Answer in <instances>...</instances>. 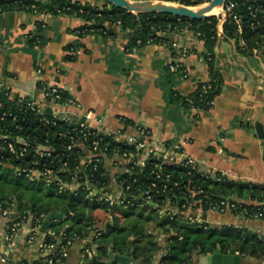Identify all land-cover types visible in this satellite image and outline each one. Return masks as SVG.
<instances>
[{
  "label": "crops",
  "instance_id": "obj_1",
  "mask_svg": "<svg viewBox=\"0 0 264 264\" xmlns=\"http://www.w3.org/2000/svg\"><path fill=\"white\" fill-rule=\"evenodd\" d=\"M80 1L95 6L105 2ZM83 24V19L73 14L1 12L0 88L8 90L10 99L27 96L41 102V86L58 87L101 118L109 133L120 129L124 133H133L135 126H142L150 133L149 140L154 146L164 150L178 145L195 159L202 172L220 171L233 180L264 183V140L256 137L252 129L234 124L237 121L264 124V54L242 56L236 52L233 40L219 37L214 53L222 76V91L214 99L211 109L184 110L167 105L165 66L176 62L185 69V76L181 73L173 75L172 88L182 95L194 91L197 81L209 80L203 41L192 31L162 33L161 37H167L164 42L127 47V31L121 30L119 25L107 23L104 35L90 32L79 36L75 30ZM29 35L37 36L40 45L28 48ZM170 41L189 50L178 54L170 47ZM68 44L76 45L72 61L64 60ZM122 118L130 124L125 125ZM143 157L144 154H138L135 158L142 160ZM122 166L123 163L113 164L110 158L104 160V167L110 174L107 191L116 198L123 196L115 178ZM169 209L182 220L201 217L211 226L232 224L264 235V217L246 218L231 211H203L201 207L184 211L175 206ZM6 223L7 219L0 217V264L37 260L40 232L36 241L27 242L30 225L27 222L11 246H7L4 242ZM144 229L146 233L162 232L159 226L154 232L148 231L147 227ZM162 243H158V248L149 256L145 255L143 261L142 258L133 259L130 254L132 264H160L165 241ZM98 244L91 232L84 238L75 239L60 264H86L90 259L84 250L87 248L93 257L97 256ZM206 255H194L191 264H207ZM108 259L109 256L105 259L106 264ZM113 262L121 264L117 260ZM239 264H264V257L240 256Z\"/></svg>",
  "mask_w": 264,
  "mask_h": 264
},
{
  "label": "trees",
  "instance_id": "obj_2",
  "mask_svg": "<svg viewBox=\"0 0 264 264\" xmlns=\"http://www.w3.org/2000/svg\"><path fill=\"white\" fill-rule=\"evenodd\" d=\"M104 1L103 5L95 6L80 0H0V12L18 10L33 13L31 6L34 5L38 13L73 14L84 21V24L75 30L79 36L90 32H99L104 35L107 32V23L116 24L120 26L121 30L127 31V47L138 45V40L144 44L150 37L154 38V42H164L167 37L157 35L158 32L169 34L187 28L192 31L197 39L203 41L209 80L197 81L194 91L188 95H182L172 88L173 75L178 72H171L169 70L170 63L166 64L167 105L184 110H209L213 106L214 99L222 91V76L216 65L214 53V47L219 38L217 31L220 19H222V35L220 37L233 40L238 54L246 57L255 53L264 54V0H232L233 6L230 10H225V6L229 2V0H225V12L221 14V17L213 15L205 20H191L161 13L135 14L123 8L115 7L107 0ZM203 2L202 0L193 2L191 0H179V3L190 6H197ZM27 42L28 48H33L40 45L41 40L37 36L29 35ZM75 48V44L66 46L67 54L64 56V60H74L75 56L72 51ZM59 93L62 99L68 97L64 91L60 90ZM15 100L16 98L10 99L8 97L7 89L0 88V103L2 104L0 115L4 110H8L9 106L17 115L14 121L6 117L0 119V133L21 136L25 139L26 144L29 143L31 146L36 143H47L50 145V155H35L28 148L24 155L16 156L4 149L0 152V160L27 169L34 168L42 171L48 168L52 172V177L49 183H45L44 180L32 181L24 173L17 174L10 167L0 165V182L12 186L9 194L5 192L3 187L0 188V204L2 207H16L18 219L29 222L31 226L41 225L51 212L58 213L63 210L64 213L59 219L51 220L46 225V231L50 229L56 231L57 234L62 233L63 243L69 239L84 238L90 234L92 228H96L97 214L89 215L84 208H105L107 215L108 213L112 215V220L109 221L107 215L103 216V229L100 230L99 235L94 236V240L99 241L98 255L86 264H106L105 259L108 256L109 246H112L113 250L119 254L125 253L130 237H132L130 247L133 259L142 258L143 261L145 255L149 256L158 248L151 233H146L144 228L140 229L137 225L130 227L121 225L120 217L114 214V210L119 212L121 209L125 216L132 209L140 207L143 211L151 212L158 218L157 209L167 202L172 206H177L181 211L200 206L203 211H207L210 203L228 196L237 198L244 203L243 206L247 210L244 216L246 218H250L251 213L257 211L258 207L264 208V183L233 180L220 171L209 174L169 163L163 164V172L170 174L169 179L167 181L157 180L153 175H149L154 164L160 162V159L154 155H149L142 168L134 166L128 172L116 174V181L124 189V198L123 203L114 205L110 210L106 203H100L89 198L87 196L88 189L84 184L77 187L74 192L66 190L59 193V183L70 180V175L74 173L75 165L78 164L79 155L90 148L93 139H98L102 146H107L108 154L114 150L119 153L131 151L134 150V146L115 141L111 135L99 133L90 136L85 141V148H74L67 151L64 149L68 143L66 133L73 127L74 121L58 120L53 123L49 114L31 110L25 105L15 103ZM42 117L49 119L50 122L47 123ZM124 124L129 125L130 122L125 119ZM234 124L252 129L256 137L264 140L263 123L251 124L247 121H237ZM15 126L19 128H15ZM78 175L82 176L79 182H83L87 177L89 183L98 189L104 184L108 185L110 181L109 173L103 164H98L96 170L89 164L85 171L78 173ZM24 181L30 184L44 185L49 190V196L54 195L55 189L58 193L57 197L61 199V204L59 206L53 202L44 204L35 196L29 200H24V194L19 189ZM152 182H155L158 188L164 185L165 191L163 193L153 192L151 200L153 205L136 201L135 198L139 197L141 192L149 187ZM196 188L200 192L193 195L192 190H196ZM193 199L200 200L201 203L191 205ZM246 199L258 203H248L245 201ZM238 210L233 209L232 212L238 214ZM262 214L264 215V209ZM158 219L157 226L162 228L166 234L165 253L160 258V264H191L194 255L213 253L217 246H220L222 253H228L230 249H234L241 257H264V236H260L256 231L248 228L232 224L220 226H211L207 223L197 224L182 220L176 214L173 215L172 219L169 217ZM46 231L44 240L49 242L50 237ZM112 264L118 263L113 262Z\"/></svg>",
  "mask_w": 264,
  "mask_h": 264
},
{
  "label": "built area",
  "instance_id": "obj_3",
  "mask_svg": "<svg viewBox=\"0 0 264 264\" xmlns=\"http://www.w3.org/2000/svg\"><path fill=\"white\" fill-rule=\"evenodd\" d=\"M179 2V0H175ZM198 1V0H191ZM202 4L206 3L205 0ZM200 4V5H202ZM232 0H229L228 4L225 6V10H230L232 8ZM33 8V13H37L36 8L34 5L31 6ZM224 10V6H223ZM225 12V11H224ZM1 13V12H0ZM223 14V13H222ZM183 30H188L187 28ZM181 30V31H183ZM180 32V31H178ZM167 32H158L157 35ZM176 33V32H174ZM217 35L220 37L222 35L221 27L217 31ZM140 43V40L137 41ZM154 38L150 37L146 40V43H153ZM169 45L172 49L177 50L178 54H184L189 49L180 47L177 42L170 41ZM169 70L171 72H178L185 76V69L176 62H171L169 64ZM42 93V101L35 102L30 97H17L15 103L25 105L27 108L31 110H37L39 113L42 114H49L51 116V121L55 123L56 121H74L73 127L66 133V137L68 139V143L64 146V149L70 151L74 148L83 149L85 148L86 144L85 141L92 135H97L99 133L111 135L115 141L123 142L127 145L134 146V150L131 151H123L119 153L117 150H114L111 154L107 153V146H102L98 139H93L91 141L90 148L86 150L85 153L80 154L78 158V164L75 165V171L72 175H70L69 181H61L58 186V192L61 193L63 191L69 190L70 192H74L77 187L81 184H84L87 189V196L92 198L100 203H106L108 209L110 210L114 205H118L123 203L124 198V189L120 185L123 196L122 197H113L107 191L108 185H102L99 189L96 188L94 185L92 186L89 183V179L85 177L83 182H79V179L82 176H79L78 173L84 172L86 167L91 164L94 170L97 169L98 164L104 165V160L106 158H110L112 163L118 165L119 163H123L122 171L119 174L128 172L134 166H138L142 168L149 155H154L160 159V162L155 163L153 169L150 170L149 175H153L157 180H164L167 181L169 179L170 174L165 173L163 164L169 163L171 165H181L184 167H189L191 169H196L200 171L197 167L196 161L193 157L187 155L178 145H172L167 149L160 150L156 146H154L151 141L149 140L150 133L147 129L142 126H135L133 128V133H124L123 130H117L114 133H109L103 127L102 119L97 117L91 109H87L83 106L80 101H77L71 97H67L66 99H62L60 95V89L55 86H41L40 87ZM2 107V104L0 103ZM46 107H50V111L46 112ZM69 108L74 109L68 110ZM8 110H4L1 115L0 119L10 118L14 121L17 117L15 112L13 111L10 106L7 108ZM42 119L46 120V122H50L49 119ZM121 121L124 123L125 118H122ZM95 123V124H93ZM15 128H19L15 126ZM25 139L18 135H11L9 133H0V152L6 149L7 151L15 154L16 156L24 155L28 148H30L35 155H42L46 154L47 156L50 155V145L47 143H36L34 146H31L29 143L26 145ZM144 154L142 160L136 159L137 155ZM0 165H5L13 169L17 174L24 173V175L32 181H40L44 180L45 183H49L51 181L52 172L50 169L45 168L42 171L34 168H21L18 165H12L8 161H1ZM202 172V171H201ZM209 173L210 172H203ZM110 176V174H109ZM118 183V182H117ZM176 184V183H175ZM154 189V191H153ZM166 187L163 185L162 187H156L155 182H152L151 185L145 188L141 195L135 198L136 201H142V203H150L154 193H163ZM200 190H192V194H198ZM141 203V204H142ZM201 201L197 199H193L191 201V205L200 204ZM243 202L238 200L237 198L231 197H224L219 199L214 203H210L208 210H216L219 212L225 211H233V209H239L238 214L245 216L247 213L246 208L243 206ZM169 202H167L161 208H158L156 214L158 218L169 217L173 218L174 213L170 211ZM177 207V206H175ZM201 207V206H200ZM264 208H257V211L251 213V217L262 218L264 217L263 213ZM0 217L6 218V232L4 235V242L7 246H11L14 238L18 234L20 230H23L27 221H22L18 219L16 214V207L13 208L12 206L2 207L0 204ZM25 217V216H24ZM107 219L110 221L112 220V215L109 214ZM190 221L197 224L205 223L202 221L201 217H192ZM41 225L31 226L29 225L26 235V241L31 243L36 241V237H38L39 232L42 235L41 239H39L38 243V252L39 257L34 262H26L20 261L19 264H60L61 261L67 256L68 246L74 239H69L65 243L62 242L63 235L57 234L56 231L48 229L46 234L50 237V241L46 242L44 240L45 231H40ZM100 230H96V228H92V235L96 236L99 235ZM260 236H264L260 231H256ZM38 240V239H37ZM85 256L89 259L93 257V253L89 249L84 250ZM165 253V249L163 254ZM235 253H237L235 251Z\"/></svg>",
  "mask_w": 264,
  "mask_h": 264
},
{
  "label": "water",
  "instance_id": "obj_4",
  "mask_svg": "<svg viewBox=\"0 0 264 264\" xmlns=\"http://www.w3.org/2000/svg\"><path fill=\"white\" fill-rule=\"evenodd\" d=\"M110 4L118 8L135 13V14H168L176 17H185L191 20H205L210 16L216 15L213 10L223 9L225 0H209L203 5L190 6L184 5L176 1L166 0H107ZM224 13V10L222 11ZM222 19L219 20L218 29L221 27ZM50 111V107H46V112ZM153 205L152 202H150ZM64 211L58 213L51 212L46 216L41 224L40 231L44 232L46 225L51 220H57L63 215ZM131 239L128 242L127 251L124 255H118L113 252V247L110 246L108 251L109 259L107 264L117 260L121 264H132L130 260ZM240 255L235 253L234 249H230L228 253H222L220 246L211 254L206 255L207 264H239Z\"/></svg>",
  "mask_w": 264,
  "mask_h": 264
},
{
  "label": "rangeland",
  "instance_id": "obj_5",
  "mask_svg": "<svg viewBox=\"0 0 264 264\" xmlns=\"http://www.w3.org/2000/svg\"><path fill=\"white\" fill-rule=\"evenodd\" d=\"M203 5V4H202ZM201 6V5H200ZM223 9L219 10L216 13V16L221 17ZM4 188L6 193H10L11 192V188L12 186L10 184H4L0 182V188ZM39 188V189H38ZM20 191H22V193L24 194V200H29L31 197L35 196L36 198L40 199L42 201V203L46 204L48 202H53V204L58 205L61 204V199L59 197H57V191L54 189V195L53 196H49V190L47 187H45L44 185H37V184H30L27 183V181H24V184L19 188ZM36 189V190H35ZM56 206V207H58ZM85 212L90 214H97V222L95 223L96 225V230H101L103 229V221H104V215H107V211L105 208L100 207V208H96V209H91L90 207H86L84 208ZM124 210V209H123ZM114 214L118 217H120V224H124L126 226H133V225H137L138 228H144L147 227L148 231L151 230V232H154V228L157 227L159 219L151 212L148 211H143L140 207L138 208H134L131 211H129V214L126 216H124L122 214L121 209L119 210V212L114 210ZM109 215V213H108ZM107 215V217H108ZM150 233V232H148ZM152 234V238L156 241V243H161L165 241L163 239H165L164 237H166L165 233L162 232H157L156 234ZM161 235H163L161 237ZM161 237V239H159ZM110 238V237H109Z\"/></svg>",
  "mask_w": 264,
  "mask_h": 264
},
{
  "label": "bare ground",
  "instance_id": "obj_6",
  "mask_svg": "<svg viewBox=\"0 0 264 264\" xmlns=\"http://www.w3.org/2000/svg\"><path fill=\"white\" fill-rule=\"evenodd\" d=\"M219 10H220V8L215 9V10L212 11V13H217Z\"/></svg>",
  "mask_w": 264,
  "mask_h": 264
}]
</instances>
